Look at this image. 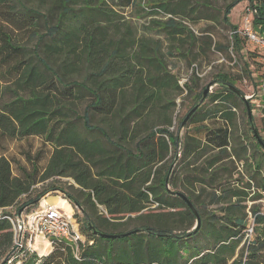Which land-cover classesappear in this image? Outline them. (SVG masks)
<instances>
[{
    "label": "trees",
    "instance_id": "obj_1",
    "mask_svg": "<svg viewBox=\"0 0 264 264\" xmlns=\"http://www.w3.org/2000/svg\"><path fill=\"white\" fill-rule=\"evenodd\" d=\"M241 1L227 2L220 17L235 53L243 39L229 15ZM142 2L0 0V208L37 200L44 192L32 194L37 182L51 179L48 188L60 190L55 179H71L73 192H63L74 210L81 207L85 238L53 240L48 254L26 253L21 264H264V210L256 203L264 197V149L252 135L260 152L252 160L233 131L239 104L246 124L252 115L227 74L215 75L218 87L199 103L204 88L181 86L166 65L196 41L210 48L209 35L196 37L182 20L219 22L217 10L211 0ZM249 3L264 32V0ZM141 16L150 18L144 32L133 22ZM184 92L188 111L197 107L180 140L170 127L174 99ZM31 137L45 147L14 174L3 143ZM177 153L180 168L168 185L196 209L199 227L190 233L194 214L165 187ZM135 229L118 238L93 233ZM12 243L11 224L0 218V261Z\"/></svg>",
    "mask_w": 264,
    "mask_h": 264
},
{
    "label": "rangeland",
    "instance_id": "obj_2",
    "mask_svg": "<svg viewBox=\"0 0 264 264\" xmlns=\"http://www.w3.org/2000/svg\"><path fill=\"white\" fill-rule=\"evenodd\" d=\"M146 1L147 0H143L141 5H146ZM229 1L231 0H211L213 6L217 10V13H212L218 16L219 22H211L208 20H197L195 22H191L182 20L183 24L189 30H191L196 35V37H205V35L208 34L211 38V46L207 50L202 51L201 47H203V45L201 44V41H196L190 49L191 52L186 51L185 49L183 50V53L186 57L177 54V58L168 59L166 61V65L169 71L176 74L178 83L181 86L184 83H188L189 85H191L193 91H197L201 87L205 88L207 85H210L208 92L214 91L218 86L215 83L212 84V80L217 73H224L233 78V86L238 88L245 96L253 94V97L248 98L252 115L251 124H246L245 117L242 111L243 105L239 104L236 109L237 119L233 131L234 135L239 137V141L241 140L244 144L249 145V152L247 153V155H250L252 160H255L253 154H255V156H260V152L253 146L251 140V136L253 135L252 128L254 127L258 135L264 138V134L261 131L262 118L264 117L262 107L264 105V85L260 81L262 64L260 65L258 62H256V56L254 53V55L252 54V51L258 52L257 49L250 43H248L242 35L241 37L243 39V44L241 51L239 53H235V51L230 50L231 31L228 26H225L220 22L221 10ZM247 6H251L249 0H242L230 12V23L232 25H235L238 30H241L243 19L246 13L245 8ZM127 15H129V13H127ZM149 19L150 18L147 16H141L137 19L133 17V22L135 23L139 32H144L146 30V27L149 26ZM151 35L152 37H154V39H165L163 34H156V32L151 33ZM188 47L189 46H187V49ZM245 61H247L249 64L246 69L244 68ZM191 79H193V82H191ZM190 98V95L184 92L182 95L177 96L174 99L175 107L172 111V126L170 127V130L175 135H177L178 139L180 140L185 131V126L180 129V122L182 121L181 119L183 118L184 114L188 112V109L191 107V103L189 102ZM3 144L5 147V154L12 161V170L14 174H17L18 165L29 168L30 165L26 160L27 154L35 155L38 150L45 147L42 144L41 139L38 137H31L13 141L9 140ZM178 157L179 154L177 153L176 158L170 164L169 171L171 173L172 170L177 171L180 168L178 164L176 165ZM45 158L46 157H44V159L40 161V165L43 164ZM50 181L51 179L43 182H37L34 185L32 194L44 190L42 196L45 199H52L54 196L59 195L60 192L57 189L53 190L51 188H48ZM54 183L56 184V187H58L65 193L73 192L72 189L68 187L69 184L74 185V182L71 179H55ZM168 188L172 190L170 185H168ZM203 199H206L205 196H203ZM207 199H209V195ZM256 203L262 210H264V197L263 199L256 201ZM34 207H36V205L33 204L31 208ZM211 208H214V206H209V209ZM149 210L151 212H156V207L150 206ZM75 213V219L78 223V232L82 236V238L85 239L79 230L82 213L79 210H77ZM130 226H132V223L130 224ZM15 246L16 244L12 243V247ZM23 249L24 246L20 247L18 252L22 254L25 253ZM9 252L10 250L5 254V256L2 257L0 263L4 260ZM33 253L38 255L36 252Z\"/></svg>",
    "mask_w": 264,
    "mask_h": 264
},
{
    "label": "built area",
    "instance_id": "obj_3",
    "mask_svg": "<svg viewBox=\"0 0 264 264\" xmlns=\"http://www.w3.org/2000/svg\"><path fill=\"white\" fill-rule=\"evenodd\" d=\"M245 11L241 30L237 29L236 32L257 49L259 61L262 64L260 81L264 85V32H260L254 27L253 16L256 12L255 8L247 6ZM246 97L251 98L253 94ZM262 107L264 108V105ZM60 179L65 180L68 178L60 177ZM57 196L62 197L65 203H55L49 201V198L45 199L43 197L41 201L34 204L36 205L34 208H31L33 206L32 203L23 205L21 207V218L17 217V204L0 208V218L7 219L11 224L13 243L16 244L6 264H21L25 259L24 255L26 253H37V250L33 247L35 237L37 236L49 244L50 249L46 254L50 252L53 240L59 239L66 243H75L77 240L84 241L78 232V223L75 219V210L72 203L69 198L61 193ZM251 233L252 225L247 230V237H250ZM22 246H24L23 250L25 251L23 254L18 252ZM75 251L77 252V247ZM38 256L43 255L38 254Z\"/></svg>",
    "mask_w": 264,
    "mask_h": 264
},
{
    "label": "water",
    "instance_id": "obj_4",
    "mask_svg": "<svg viewBox=\"0 0 264 264\" xmlns=\"http://www.w3.org/2000/svg\"><path fill=\"white\" fill-rule=\"evenodd\" d=\"M209 86L210 85H207L205 88H204V90H203V92H202V97L200 98V100H199V103L205 98V96H206V94L208 93V91H209ZM228 87H229V89H231L232 91H234L240 98H241V100L243 101V103L245 104V107H246V112H247V115H248V117H249V119L251 120V110H250V107H249V101H248V98L238 89V88H236L235 86H233V85H228ZM196 107H197V104L196 105H194L188 112H187V114L185 115V117L182 119V121H181V123H180V129L181 128H183L184 126H185V123H186V121H187V119L189 118V116L193 113V111L196 109ZM252 131H253V135H254V137L256 138V140H257V142L263 147V149H264V142L262 141V139L259 137V135H258V133H257V131H256V129L253 127L252 128ZM170 171H168V175H167V177H166V179H165V187H166V189L170 192V193H172V194H174V195H176V196H178V197H180V198H182L184 201H185V203L187 204V206L189 207V209L192 211V213L194 214V217H195V224H194V226L192 227V229L190 230V231H188V233H190V232H194V231H196L197 229H198V227H199V216H198V214H197V212H196V209L194 208V206L192 205V203H191V201L183 194V193H181V192H178V191H172V190H170L169 188H168V176L170 175ZM61 194H63V195H65L67 198H69L63 191H61V190H58ZM43 199V196H40L37 200H35L34 202H32V204H37L39 201H41ZM75 206H76V208L77 209H80V211H82L81 210V207L79 206V205H77V204H75ZM21 212H22V208H20L19 210H18V212H17V217L18 218H21ZM89 228H91V225H89ZM139 231V229H135V230H131V231H128V232H125V233H122V234H108V233H102V232H98L97 230H93V233L94 234H96V235H98V236H100V237H102V238H118V237H123V236H127V235H129V234H132V233H136V232H138ZM16 247V246H15ZM15 247H12L11 248V250H10V252L6 255V257L4 258V260L0 263V264H3L7 259H8V257L11 255V253L13 252V250L15 249Z\"/></svg>",
    "mask_w": 264,
    "mask_h": 264
},
{
    "label": "bare ground",
    "instance_id": "obj_5",
    "mask_svg": "<svg viewBox=\"0 0 264 264\" xmlns=\"http://www.w3.org/2000/svg\"><path fill=\"white\" fill-rule=\"evenodd\" d=\"M53 197V196H52ZM49 201L64 204L65 200L60 196H54L52 199L49 198ZM33 247L37 250L39 255H45L49 251V244L46 241H43L40 237H35Z\"/></svg>",
    "mask_w": 264,
    "mask_h": 264
}]
</instances>
